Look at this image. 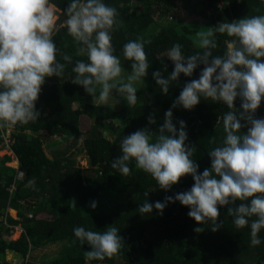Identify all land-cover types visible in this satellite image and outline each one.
<instances>
[{
	"label": "trees",
	"instance_id": "obj_1",
	"mask_svg": "<svg viewBox=\"0 0 264 264\" xmlns=\"http://www.w3.org/2000/svg\"><path fill=\"white\" fill-rule=\"evenodd\" d=\"M133 1L104 0L117 9L124 21L120 30L113 33L115 54L120 57L124 69L131 72V62L122 54L124 44L140 37L151 41L145 45L150 65L148 76L137 89L142 103L135 107H130L123 99L118 110L95 105L93 98L81 86L72 84L75 74L71 69L75 61L81 59L75 55L72 38L66 29L54 37L57 46L72 55L73 64L68 65L62 79L46 78L36 104L40 119L14 126L9 147L19 160V168L8 166L13 159L11 155H5L1 160L0 264H11L7 260L9 252L26 259L33 249L58 242H65L61 257L47 264H264V230L259 234L262 243L252 247L250 228L237 229L225 208L220 209L224 227L213 232L209 225H202L204 231L200 233L194 228L201 225L188 216L189 209L178 201L168 204L163 215L155 209L148 214L137 211L145 201L153 204L163 202L166 196L190 190L194 184L191 177H186L173 187L172 192L166 193L149 174L138 169L134 161L130 162L131 172L126 176L111 167L112 161L122 154L120 141L123 137L143 128L158 131L166 111L183 86L191 79L199 78L203 65L192 77L182 74L164 95L152 73L159 70L167 77L174 70L167 51L176 43L182 46L185 56L202 51L194 44L196 31L264 14V0H203L196 5L198 15L208 20L201 28H196L195 23L182 22L178 10L180 0H135L136 7H133ZM186 1L183 0L181 8H188ZM52 2L62 12L70 0ZM220 3H223L222 7H219ZM161 18H166V22H160ZM228 39L226 35L217 34L218 48L214 55L224 53ZM165 66L167 71H164ZM75 104H79L80 109H74ZM236 108H240V102H236ZM227 111L223 103L204 98L191 111L182 107L173 109L177 127L180 120L187 125L188 142L197 149L193 159L201 172L211 167L205 157L213 147L209 138L216 135L218 142L223 138L222 123L217 126V120ZM82 115H87L95 123L94 133L85 139L91 167L98 171L94 177L85 176L84 170L76 166V161L65 159L64 154L52 159L46 152L47 148H57L62 142L74 143L82 136ZM152 115L156 125L148 123ZM257 117L264 118V102L257 111ZM99 130L109 133L110 137ZM6 131L0 129V143L4 142ZM44 132L51 137L59 136L61 140L46 145ZM19 173L25 177L19 179ZM107 192L126 196L125 207L118 211L101 207L100 200ZM93 201L98 205L95 210L90 207ZM7 209L17 211L19 219L13 218ZM113 224L124 238L118 257L104 261L86 260L85 252L90 247L79 243L73 229L84 227L102 232ZM15 227L23 230L21 237L8 241L4 235L13 232Z\"/></svg>",
	"mask_w": 264,
	"mask_h": 264
},
{
	"label": "clouds",
	"instance_id": "obj_2",
	"mask_svg": "<svg viewBox=\"0 0 264 264\" xmlns=\"http://www.w3.org/2000/svg\"><path fill=\"white\" fill-rule=\"evenodd\" d=\"M123 24L117 9L104 0H70L62 12L52 0H0V129L40 119L36 104L46 78L62 79L73 64L72 55L54 40L62 29L72 38L76 57L81 58L71 69L75 74L72 84L81 86L95 105L117 97L130 107L142 103L136 84L148 76L145 45L151 41L140 37L124 44L123 57L131 62V72L125 74L113 44V33ZM217 34L230 38L222 55L213 54L218 48ZM194 44L202 51L189 56L179 43L174 44L166 53L174 70L167 77L159 70L152 76L164 95L182 74L192 77L203 65L199 78L183 86L158 131L143 128L123 137L122 154L111 167L126 176L134 161L166 193L191 177L190 190L166 196L163 202L145 201L137 211L148 214L155 209L163 215L168 204L178 201L201 225L194 228L200 233L202 225H209L213 232L223 228L220 209L225 208L237 229L250 228V244L256 247L262 243L259 234L264 230V118L257 117L264 102V14L198 30ZM201 98L223 103L228 109L217 120V126L222 123L223 138L219 142L216 135L209 138L211 167L202 172L193 159L197 149L188 142L186 123L180 120L177 127L173 117V109L191 111ZM148 123L156 125L154 115ZM72 203L76 205L75 200ZM97 206L95 201L90 203L93 210ZM73 232L82 246L90 247L85 252L88 261L118 257L124 243L115 224L102 232L84 227Z\"/></svg>",
	"mask_w": 264,
	"mask_h": 264
},
{
	"label": "rangeland",
	"instance_id": "obj_3",
	"mask_svg": "<svg viewBox=\"0 0 264 264\" xmlns=\"http://www.w3.org/2000/svg\"><path fill=\"white\" fill-rule=\"evenodd\" d=\"M202 2L203 0H187L186 4L188 8H181L182 3L184 2L183 0H180V3L178 4V10L180 12L179 16L183 23H187V24L195 23L196 28H201L202 26L208 23L207 19L198 15V9H196V5ZM137 5H138L137 2L134 0L133 7H136ZM222 6H223V3H220L219 7H222ZM165 19L166 18H161L160 22H166ZM128 73H130V71L125 69V74H128ZM142 85L143 83H137L136 84L137 89L140 88ZM121 104H122V99H119V97H117V98L110 99L107 104H99V105H102L104 107H111V108H114L115 110H118L121 107ZM74 109H80V105L75 104ZM80 120H81L80 129L83 134L76 142L74 143L62 142L60 146L57 148H54V149L47 148L46 152L48 156L52 159H55V157H58L64 154L65 156L63 157L65 159L70 158L76 161V166L84 170L85 176L94 177L97 175L98 171H97V168L93 169L91 167L90 158L85 149V139H87L94 133L93 128H94L95 123L87 115H82ZM9 131L13 133L14 127L8 128L6 133H8ZM99 131L102 134H104L107 138L110 137L109 133L105 132L104 130H99ZM44 135H45L46 145L51 144L57 140H61V137L59 136L51 137V136H48L46 132H44ZM8 144L9 143L5 141L0 143V163H1L2 158L5 155H11L13 159L10 163H8V166L18 169L19 163L15 159V155L10 150V147ZM24 177H25L24 174L19 173L18 175L19 179H23ZM125 199H126V196L116 195V194L107 192L101 198L100 206L110 209V210L118 211L120 207H125V201H126ZM8 212L13 218L19 219V215L17 211H13L11 209V210H8ZM41 217H47V215H41ZM22 232L23 230L21 229V227H15L13 232H11L10 234H5L4 237L8 241H15L21 237ZM64 244L65 242H58L55 244H50L43 248L33 249L26 259H22V257H16L14 253L9 252L7 255V260L11 264H47L51 262L52 260L61 257V251L63 249Z\"/></svg>",
	"mask_w": 264,
	"mask_h": 264
},
{
	"label": "built area",
	"instance_id": "obj_4",
	"mask_svg": "<svg viewBox=\"0 0 264 264\" xmlns=\"http://www.w3.org/2000/svg\"><path fill=\"white\" fill-rule=\"evenodd\" d=\"M236 102H240V100L239 99H237V101ZM8 130V129H7ZM7 132V131H6ZM4 133L3 134V138H4V141L5 142H7V143H9L8 145H10V143H11V139H12V132L11 131H9L8 133ZM7 145V144H6Z\"/></svg>",
	"mask_w": 264,
	"mask_h": 264
},
{
	"label": "water",
	"instance_id": "obj_5",
	"mask_svg": "<svg viewBox=\"0 0 264 264\" xmlns=\"http://www.w3.org/2000/svg\"><path fill=\"white\" fill-rule=\"evenodd\" d=\"M205 157L210 161V158L208 157L207 153H205Z\"/></svg>",
	"mask_w": 264,
	"mask_h": 264
},
{
	"label": "crops",
	"instance_id": "obj_6",
	"mask_svg": "<svg viewBox=\"0 0 264 264\" xmlns=\"http://www.w3.org/2000/svg\"><path fill=\"white\" fill-rule=\"evenodd\" d=\"M15 159L18 161V163H19V160L15 157ZM19 165H20V163H19ZM23 174V173H22ZM25 176V175H24Z\"/></svg>",
	"mask_w": 264,
	"mask_h": 264
},
{
	"label": "bare ground",
	"instance_id": "obj_7",
	"mask_svg": "<svg viewBox=\"0 0 264 264\" xmlns=\"http://www.w3.org/2000/svg\"><path fill=\"white\" fill-rule=\"evenodd\" d=\"M13 211H15V210H13Z\"/></svg>",
	"mask_w": 264,
	"mask_h": 264
}]
</instances>
